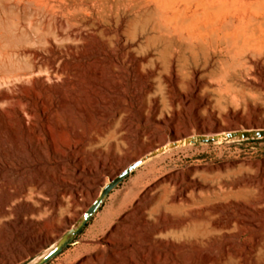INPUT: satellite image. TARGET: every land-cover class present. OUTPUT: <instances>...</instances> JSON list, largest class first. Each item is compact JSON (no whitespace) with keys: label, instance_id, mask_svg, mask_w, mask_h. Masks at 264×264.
Here are the masks:
<instances>
[{"label":"bare ground","instance_id":"obj_1","mask_svg":"<svg viewBox=\"0 0 264 264\" xmlns=\"http://www.w3.org/2000/svg\"><path fill=\"white\" fill-rule=\"evenodd\" d=\"M234 65L264 76V0H0V264L42 239L33 214L69 191L57 185L70 155L128 107L168 129L140 158L152 160L147 175L166 173L159 163L198 134L222 143L239 120L210 84ZM166 175L153 222L120 205L88 231L115 229L106 245H79L60 264H249L240 238L264 217V174L196 199L185 197L191 173Z\"/></svg>","mask_w":264,"mask_h":264},{"label":"rangeland","instance_id":"obj_2","mask_svg":"<svg viewBox=\"0 0 264 264\" xmlns=\"http://www.w3.org/2000/svg\"><path fill=\"white\" fill-rule=\"evenodd\" d=\"M117 18L114 15L111 20L115 23ZM210 86L212 90L221 89L224 93L227 100L223 107L229 106V110L236 113L239 127H231L222 143L198 134L194 138L193 150L175 154L159 163L158 169L166 168V173L147 175V166L152 160H146L114 187L83 231L47 264L64 263L62 260L66 255L82 244L92 247L106 245L105 238L110 232H116L115 229H106L96 238H88V231L102 215L111 213L120 205L126 206L124 214L135 210L137 216L149 218L153 222L157 215L151 214L152 209L164 194L162 187L168 182L167 173H191L197 187L188 188L185 197L195 199L208 189L219 191L225 183L246 179L255 181L264 174V136H258V132L264 131V76H259L249 67L234 65L226 78L218 75ZM210 95L213 99L219 97L217 91ZM222 112L226 117L228 110ZM185 119L182 114L176 122L182 124ZM153 126L151 118L136 108L128 107L123 119L118 115V119L113 121L109 131L97 144L72 153L67 167L69 180L57 185L69 191L65 196L56 198L55 203L49 200L46 205L38 207L39 213L33 214V217L41 224L43 237L33 241L24 254L15 257L12 264H31L56 245L104 188L134 161L145 157L146 147L168 132V129L155 131ZM180 194L176 190L164 199L169 200ZM118 222V219L115 220V223ZM256 235L261 238L259 243L254 241ZM19 239L22 242L23 238ZM240 239L254 250L249 264H264V217L260 219L259 226L248 229ZM105 255L109 256V253ZM232 264H239L236 258Z\"/></svg>","mask_w":264,"mask_h":264},{"label":"water","instance_id":"obj_3","mask_svg":"<svg viewBox=\"0 0 264 264\" xmlns=\"http://www.w3.org/2000/svg\"><path fill=\"white\" fill-rule=\"evenodd\" d=\"M258 136H264V131L258 132ZM143 164L142 159H138L134 161L130 166H128L122 173L118 175V178L113 180L101 194L96 198L94 203L90 206V208L84 212L82 217L79 218L77 223L74 227H72L67 234H65L59 242L55 245L52 251L38 261L35 264H47L53 257L58 255L63 249H65L73 240L74 238L79 235L86 225L91 221L93 216L97 213L100 209L110 192L114 189L116 185H118L122 180L132 174L135 170H137Z\"/></svg>","mask_w":264,"mask_h":264}]
</instances>
